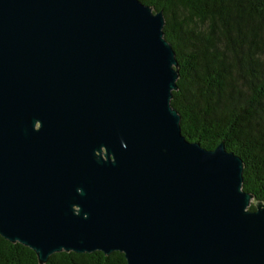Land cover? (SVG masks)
Wrapping results in <instances>:
<instances>
[{
    "label": "water",
    "instance_id": "water-1",
    "mask_svg": "<svg viewBox=\"0 0 264 264\" xmlns=\"http://www.w3.org/2000/svg\"><path fill=\"white\" fill-rule=\"evenodd\" d=\"M138 0H0V238L38 264H264V204L180 134L178 58Z\"/></svg>",
    "mask_w": 264,
    "mask_h": 264
},
{
    "label": "trees",
    "instance_id": "trees-1",
    "mask_svg": "<svg viewBox=\"0 0 264 264\" xmlns=\"http://www.w3.org/2000/svg\"><path fill=\"white\" fill-rule=\"evenodd\" d=\"M161 12L163 38L178 58L170 107L187 142L244 164L245 189L264 204V0H138ZM248 210L253 211L252 207ZM0 264H38L0 238ZM46 264H125L122 253L49 256Z\"/></svg>",
    "mask_w": 264,
    "mask_h": 264
},
{
    "label": "rangeland",
    "instance_id": "rangeland-1",
    "mask_svg": "<svg viewBox=\"0 0 264 264\" xmlns=\"http://www.w3.org/2000/svg\"><path fill=\"white\" fill-rule=\"evenodd\" d=\"M255 204H256V202L254 201V203H249V206L254 209Z\"/></svg>",
    "mask_w": 264,
    "mask_h": 264
}]
</instances>
